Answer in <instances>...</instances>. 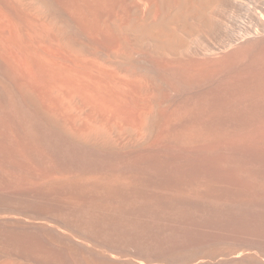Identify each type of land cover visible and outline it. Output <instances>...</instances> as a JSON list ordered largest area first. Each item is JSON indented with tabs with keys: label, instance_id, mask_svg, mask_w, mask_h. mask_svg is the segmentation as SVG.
Listing matches in <instances>:
<instances>
[{
	"label": "bare ground",
	"instance_id": "bare-ground-1",
	"mask_svg": "<svg viewBox=\"0 0 264 264\" xmlns=\"http://www.w3.org/2000/svg\"><path fill=\"white\" fill-rule=\"evenodd\" d=\"M0 264H264V0H0Z\"/></svg>",
	"mask_w": 264,
	"mask_h": 264
}]
</instances>
